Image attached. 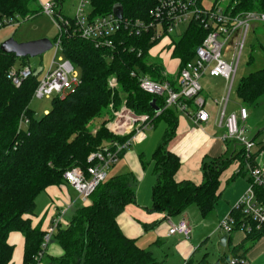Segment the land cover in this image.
Instances as JSON below:
<instances>
[{"label":"trees","instance_id":"1","mask_svg":"<svg viewBox=\"0 0 264 264\" xmlns=\"http://www.w3.org/2000/svg\"><path fill=\"white\" fill-rule=\"evenodd\" d=\"M59 0H56L58 2ZM236 10L264 12V0H230ZM37 0H0V16L35 15L31 8ZM159 0H92L90 18L107 15L121 5L124 17L151 20V11ZM208 35L198 22L190 23L186 31L174 40L173 55L180 59V67L192 60L196 48ZM151 33L131 36L122 30L116 48H97L92 41L70 31L61 37L62 54L81 71V84L64 98H52L53 107L40 119H34L30 108L38 86L37 75L16 87L7 77L18 58L0 48V264H12L15 247L9 242L11 232L25 236L24 264H39L35 257L42 250L46 233L33 228L30 215L34 214L36 199L49 186L65 182L67 170L81 168L85 172L92 165L90 154L104 149L114 141L126 142L130 136L113 134L108 124L115 112L124 105L138 115H149L154 127L167 123L165 133L152 154L156 182L152 188V209L166 216H179L191 205H196L206 217L216 208L221 197L222 175L235 162L239 172L247 162L246 151L237 147L230 154L205 157L202 161L203 181H177L181 158L169 149L177 134L179 112L176 107L165 108V97L143 91L132 72L148 75L156 81L175 78L165 75L161 59L151 54L158 41ZM57 38L54 40H58ZM27 57H22L26 65ZM115 76L118 86L112 88L109 78ZM237 95L245 106L256 105L264 96V68L243 77ZM155 100V104H153ZM191 103V102H190ZM165 108L156 115V108ZM23 115L30 117L28 129H20ZM102 121L95 128L91 123ZM229 143L231 142H227ZM235 146V144H234ZM127 151H122V158ZM143 161V159H142ZM144 164V161H143ZM147 167V165H145ZM244 173V172H243ZM233 174L227 182L235 180ZM251 181V179H250ZM136 178L131 172L110 176L90 196L89 202L76 209L66 226L59 225L52 240L64 251L60 257H50L53 264H165L153 253L128 237L118 223L119 215L136 200ZM256 190L264 201V188ZM237 216L239 214H236ZM264 231L247 235L243 244L234 246V257L246 252ZM230 244V237L227 246ZM221 255L210 261L207 255L200 260L189 259L186 264H230Z\"/></svg>","mask_w":264,"mask_h":264},{"label":"built area","instance_id":"2","mask_svg":"<svg viewBox=\"0 0 264 264\" xmlns=\"http://www.w3.org/2000/svg\"><path fill=\"white\" fill-rule=\"evenodd\" d=\"M91 2L92 0H81L74 19L59 13L55 0L40 5L41 12L56 23L59 37L57 41H53L54 56L49 69L39 80L34 98L52 99L56 96L64 98L81 84L78 68L62 54L61 37L70 31L92 41L97 48L114 49L117 43L116 37L122 30L131 36L151 33V40L160 43L162 39L170 38V34L180 25L198 22L208 31V35L196 48L194 58L180 67L178 77H175V84L168 80L156 81L136 71L132 72V76L138 79L141 89L146 93L165 97V108L176 107L179 113L189 116L196 125L209 120L206 99L202 96L201 79L207 74L224 78L227 96L219 103L220 111L216 125L223 129L225 142H234V149L238 146L245 149L247 160L254 156L252 150L257 146V142L246 136V123L249 118L247 107L243 105L237 111L230 113H227V107L248 34L254 23L264 24V12L237 11V3L230 0H159L151 11L149 21L130 19L124 15L119 18L113 12L90 18ZM18 24V16H0V29L7 25ZM226 45H229L228 51L231 52L229 59L223 57ZM167 46L174 50V40L170 38L161 46L160 51ZM164 74L168 75L167 71ZM33 75L34 70L30 65L13 66L7 73L8 79L16 87H20ZM109 85L112 88L118 86L115 76L109 78ZM165 108H159L156 115H160ZM122 118L123 121L118 123ZM30 122V118L23 115L19 124L20 129H24ZM108 128L115 135L130 137L124 143L114 141L104 149L90 154L88 160L92 165L87 172L81 168H73L64 174L65 181L78 192L79 199L86 204L96 188L110 177L109 171L120 160L121 152L143 142L147 138V130L154 128V124L149 115H138L124 105L115 112L114 120L108 124ZM261 154L264 155V149L261 150ZM255 162V167H249L251 179L249 187L237 200L234 208L219 221L217 230L225 234L242 231L248 235L254 231H264V201L260 199L256 190L257 186L264 188V164H258V155ZM72 206L73 203H67L59 210L46 232L42 250L35 257L36 260L43 258L58 226L65 223L64 217ZM165 222L168 225L166 230L168 236L180 235L185 239L192 236L193 229L186 218L173 221L171 216H166ZM230 264H245V261L240 257H234L230 260Z\"/></svg>","mask_w":264,"mask_h":264},{"label":"rangeland","instance_id":"3","mask_svg":"<svg viewBox=\"0 0 264 264\" xmlns=\"http://www.w3.org/2000/svg\"><path fill=\"white\" fill-rule=\"evenodd\" d=\"M49 1L51 0H39L38 2L33 3L31 5V8L36 10L37 6L40 8V2L45 3ZM80 1L81 0H63L64 10L62 15L67 18L74 19L77 15ZM16 16H18V25H7L0 29V45L9 38H14L19 42L36 40L40 38H49L50 40L54 41L57 38L59 32L58 27L56 23L47 15L43 13H36L34 16ZM188 25L189 22L177 27L176 30L169 36L171 40H175L180 35H182L186 31ZM170 38L162 39L160 43L157 44L158 46L156 45V49L167 43ZM228 49L229 45H226L223 55V57L226 59H229L231 55V52L228 51ZM155 53L160 54V56L157 57L161 59V62L169 73L168 75L172 76L173 78H175L176 76L178 77L180 61L173 55V49L167 46L164 50L160 52L155 51ZM53 56L54 49H51L40 56L27 57L25 62L26 65H30L33 68L34 75H37L38 80H40L49 69ZM14 66H23L22 57H18L16 59V63ZM262 68H264V24L254 23L253 28L248 34L246 47L237 70L234 88L229 97L227 113L237 111L241 106L244 105L236 92L241 79L249 75L250 73ZM78 70L81 77L80 68H78ZM201 83L204 86L202 96L207 99L208 106H206V109L210 112L211 116L213 117L212 119H215L218 108L220 109V105L216 104L215 100L220 103L223 93L224 97L227 96L226 88L224 92V87L226 85L224 86L223 80L221 81V79H218V77H210V75L208 74L201 79ZM52 107V99L48 98L37 99L33 97L30 104V108L34 113V119H40L46 113H48L52 109ZM246 107L249 111V118L246 123V136L250 139H255L257 142V146L252 150L254 156L251 159L247 160L243 168L244 173L239 172L236 179L231 181L229 185H226L227 189L224 190L216 205V208L219 204L229 207L228 213L234 208L237 200L247 190L251 183L249 177V167L252 168L256 166V155H258V164H264V155L261 154V150L264 149V96L259 99L256 105ZM102 119V117L96 118L91 123V128H95L98 124H100ZM122 121L123 118L119 119L118 123H121ZM28 126L29 125H26L24 129L27 130ZM166 128L167 123L165 121H160L155 128L148 129L147 138L145 139V141L141 145L136 144L131 146L127 150V154L125 153L124 157L120 158V160L110 169L109 176H115L117 173L123 172L124 170H147L148 172H150V174H152L154 166L152 161V154L161 138L163 137ZM226 143L227 142H224L223 140L220 142V144H218V148L220 147V152H222H219L220 154L213 157L222 156L225 154V152L227 154H230L234 150V142L229 143V145H227L228 143ZM141 159H143L144 164ZM145 165H147V167H145ZM235 168H239V162H236V160L233 165L230 166L227 172H230ZM145 191H147V188L142 189L143 193H145ZM70 194L73 199H77L78 192L75 189H70ZM84 204L86 203H83L78 199L74 208H72L67 214V218L70 220L76 209ZM190 208L198 210L197 206L194 204L191 205ZM215 210L211 214H214L216 212ZM211 214L208 215V217L211 219V222L209 219V226L211 227L210 229H212L214 226L213 230H211L214 233V231L218 227V224L215 226V218L211 217ZM201 217L203 218L202 215ZM210 236L212 237L207 238L204 243L199 242L202 247L201 250L197 253V259L202 258L205 254L207 255L208 259L218 258L221 255H225L229 259L234 257V246L231 243L228 246L221 245V238L223 236L222 233H216L215 235L211 234ZM55 243L56 242L52 240L50 246H53V244ZM256 243L257 241L253 245H250L248 247L249 249L246 252H244V250L242 251L243 253L241 255H246L244 261L248 264L264 263V240L260 243ZM46 260L47 258L45 257L44 262Z\"/></svg>","mask_w":264,"mask_h":264},{"label":"crops","instance_id":"4","mask_svg":"<svg viewBox=\"0 0 264 264\" xmlns=\"http://www.w3.org/2000/svg\"><path fill=\"white\" fill-rule=\"evenodd\" d=\"M41 4L42 2H40V5ZM56 4L59 13L63 14V0H59ZM157 46H154L151 49V54L153 56H160V54L155 53V51L160 52L161 49V46L156 49ZM178 60L180 61L179 58ZM165 71L167 70L165 69ZM167 74L169 73L167 72ZM218 79H221V81L223 80L224 86L226 85L224 78L218 77ZM225 88L226 86L224 87V92ZM223 97L224 93L222 99ZM215 103L219 104L217 100H215ZM206 106H208L207 99ZM219 111L220 109L218 108L215 119H212L213 117L207 110L209 120L207 122L200 123L199 125L194 124L189 116L179 113L177 134L169 143V149L181 158V167L175 176L177 181L192 180L195 183L200 184L203 181V172L201 169L203 159L206 156L213 157L222 152H220L218 144L223 141L224 131L216 125V119ZM143 142L138 145H141ZM227 171L228 169L222 175L221 196L224 190L227 189L226 185L230 184L227 180L233 174H237L238 172L237 168L231 170L230 172ZM129 172L133 173L136 178V200L128 204L125 210L119 215L118 223L128 237L135 239L141 247L151 251L156 258L163 261L165 264H186L189 259L200 260L202 258L197 259V253L202 247L199 242L204 243L207 238L212 237L210 236L211 234H225L217 229L213 233L211 230H213L214 226L210 229L211 227L209 226V223L211 222V219L208 215L206 217L203 216L202 218L199 209L197 208L198 210H195L194 208H190V206L181 215L174 217L171 216V219L173 221H178L180 218H186L193 229L192 236L189 239H185L180 235L168 236L166 234V230L168 228V225L165 222L166 214L156 212L152 209V188L156 182V176L153 173V170L152 174H150L147 170H124L116 175ZM144 188H147L145 193L142 192V189ZM70 189L74 188L65 181L61 185L49 186L45 191L39 194L36 199L34 214L30 215L33 228H40L46 233L53 220L58 215L59 210L62 209L63 206L67 203H73L72 208H74L76 201L79 199V195L77 199H73L70 194ZM72 208H70V210ZM228 209L229 207L219 204L215 210L216 212L214 214H211L212 212L210 213L211 217L215 218V226L219 224V221L226 214H228ZM70 210H68L64 217L65 224L63 226H66L69 223L67 214ZM229 237L230 243L233 246H238L245 242L247 235L242 231H236L235 233L228 235V239ZM263 240L264 236H262L257 243H260ZM9 242L15 247L12 264H24L25 236L23 233L18 231L11 232L9 235ZM50 243L39 264H53L50 257H60L63 255L64 251L57 243L53 244V246H50ZM242 251L243 250H240L238 252V257L244 260L246 255H241L243 253ZM45 257L47 260L44 262ZM218 258H209V260L216 261ZM245 264L248 263L245 262Z\"/></svg>","mask_w":264,"mask_h":264},{"label":"water","instance_id":"5","mask_svg":"<svg viewBox=\"0 0 264 264\" xmlns=\"http://www.w3.org/2000/svg\"><path fill=\"white\" fill-rule=\"evenodd\" d=\"M113 13L119 17H123V8L121 5H117L114 8ZM53 47V41L49 38H40L36 40H30L25 42H19L14 38H9L5 40L0 48L5 53H14L17 57H36L40 56L47 51L51 50ZM155 104V100H153ZM159 108L157 107L156 110ZM228 234H224L221 238V244L223 246L227 245Z\"/></svg>","mask_w":264,"mask_h":264}]
</instances>
